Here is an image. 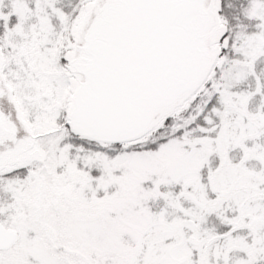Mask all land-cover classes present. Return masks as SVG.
Returning a JSON list of instances; mask_svg holds the SVG:
<instances>
[{"label": "snow or ice", "instance_id": "1", "mask_svg": "<svg viewBox=\"0 0 264 264\" xmlns=\"http://www.w3.org/2000/svg\"><path fill=\"white\" fill-rule=\"evenodd\" d=\"M0 264H264V0H0Z\"/></svg>", "mask_w": 264, "mask_h": 264}]
</instances>
